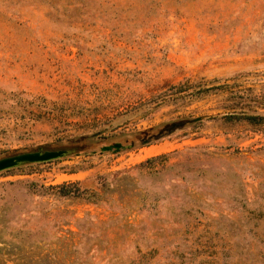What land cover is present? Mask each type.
Wrapping results in <instances>:
<instances>
[{"label":"rangeland","instance_id":"rangeland-1","mask_svg":"<svg viewBox=\"0 0 264 264\" xmlns=\"http://www.w3.org/2000/svg\"><path fill=\"white\" fill-rule=\"evenodd\" d=\"M264 0H0V264H264ZM121 144L116 152H102Z\"/></svg>","mask_w":264,"mask_h":264},{"label":"water","instance_id":"water-1","mask_svg":"<svg viewBox=\"0 0 264 264\" xmlns=\"http://www.w3.org/2000/svg\"><path fill=\"white\" fill-rule=\"evenodd\" d=\"M123 146L115 144L101 149L102 152H119ZM76 153V149H43L25 152L0 159V174L25 165L49 163L64 159Z\"/></svg>","mask_w":264,"mask_h":264},{"label":"trees","instance_id":"trees-1","mask_svg":"<svg viewBox=\"0 0 264 264\" xmlns=\"http://www.w3.org/2000/svg\"><path fill=\"white\" fill-rule=\"evenodd\" d=\"M228 117L229 119L237 118V119L245 120L254 126L264 124V116L262 115L239 114L236 116H228Z\"/></svg>","mask_w":264,"mask_h":264}]
</instances>
